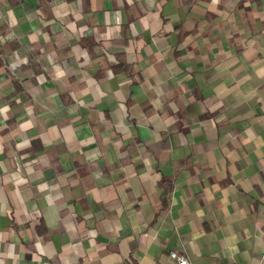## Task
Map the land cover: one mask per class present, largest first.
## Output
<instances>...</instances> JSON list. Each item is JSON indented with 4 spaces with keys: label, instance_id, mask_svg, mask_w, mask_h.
Instances as JSON below:
<instances>
[{
    "label": "crops",
    "instance_id": "obj_1",
    "mask_svg": "<svg viewBox=\"0 0 264 264\" xmlns=\"http://www.w3.org/2000/svg\"><path fill=\"white\" fill-rule=\"evenodd\" d=\"M264 264V0H0V264Z\"/></svg>",
    "mask_w": 264,
    "mask_h": 264
},
{
    "label": "built area",
    "instance_id": "obj_2",
    "mask_svg": "<svg viewBox=\"0 0 264 264\" xmlns=\"http://www.w3.org/2000/svg\"><path fill=\"white\" fill-rule=\"evenodd\" d=\"M168 257L170 264H191L188 256L182 252L170 251Z\"/></svg>",
    "mask_w": 264,
    "mask_h": 264
}]
</instances>
